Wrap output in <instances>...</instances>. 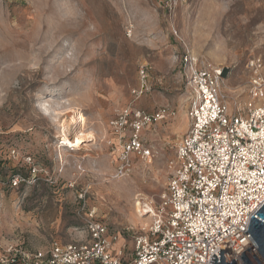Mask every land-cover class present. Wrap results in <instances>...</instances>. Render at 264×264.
<instances>
[{"label": "rangeland", "instance_id": "rangeland-1", "mask_svg": "<svg viewBox=\"0 0 264 264\" xmlns=\"http://www.w3.org/2000/svg\"><path fill=\"white\" fill-rule=\"evenodd\" d=\"M185 52L241 87L246 60L264 54V0H0V246L84 238L88 209L111 230L140 223L136 195L159 201L188 127ZM39 101L62 111L69 138L71 111L81 112L94 139L66 146ZM161 108L169 114L137 134L150 157L129 152L118 174L135 113Z\"/></svg>", "mask_w": 264, "mask_h": 264}, {"label": "built area", "instance_id": "built-area-1", "mask_svg": "<svg viewBox=\"0 0 264 264\" xmlns=\"http://www.w3.org/2000/svg\"><path fill=\"white\" fill-rule=\"evenodd\" d=\"M180 65L188 127L168 162L159 201L135 198L139 217L149 221L111 230L88 209L84 238L52 239L34 251L9 243L0 246V264H208L221 248L228 262L242 264L237 256L252 245L244 231L264 203V54L246 60L241 87L226 83L223 67L192 53L182 54ZM138 72L135 92L140 94L147 89V67ZM166 114V108L152 115L135 113L134 134L123 147L118 174L128 170L129 152L150 157L137 134L147 121ZM10 154L14 157L16 149ZM10 181L17 185L19 176Z\"/></svg>", "mask_w": 264, "mask_h": 264}, {"label": "water", "instance_id": "water-1", "mask_svg": "<svg viewBox=\"0 0 264 264\" xmlns=\"http://www.w3.org/2000/svg\"><path fill=\"white\" fill-rule=\"evenodd\" d=\"M252 245L240 253L237 258L242 264H264V203L251 216L248 229L244 231ZM224 249L217 251L219 257L212 254L208 264H237L234 259L227 261L223 253Z\"/></svg>", "mask_w": 264, "mask_h": 264}, {"label": "bare ground", "instance_id": "bare-ground-1", "mask_svg": "<svg viewBox=\"0 0 264 264\" xmlns=\"http://www.w3.org/2000/svg\"><path fill=\"white\" fill-rule=\"evenodd\" d=\"M39 102H41V101H39ZM39 104L42 108V111H44L45 114H48L50 112V110L53 112L51 115H52L53 119L56 120L57 127L59 128L60 133L62 135V141L66 146L78 148L81 146V144H83V142L86 139H90V140L94 139L93 132L91 130L85 129V117L78 110L72 109L73 111H71L73 114L70 116L69 124L72 127L73 135L71 138H69L65 132L66 125H65L64 120L61 121L62 118H61V120L59 119V115L62 111L57 110V109H52L45 102H41ZM136 196L138 197L139 194H137ZM137 211H138V204L134 203V217L136 220L141 222V218L139 217Z\"/></svg>", "mask_w": 264, "mask_h": 264}]
</instances>
